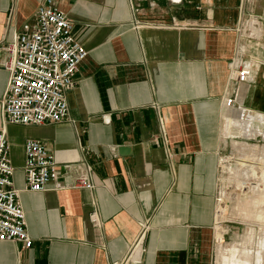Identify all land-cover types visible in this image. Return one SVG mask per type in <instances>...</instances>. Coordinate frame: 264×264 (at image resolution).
<instances>
[{
  "label": "crops",
  "instance_id": "1",
  "mask_svg": "<svg viewBox=\"0 0 264 264\" xmlns=\"http://www.w3.org/2000/svg\"><path fill=\"white\" fill-rule=\"evenodd\" d=\"M40 1L0 0V130L33 239L30 248L0 241V264H113L142 231L140 264H211L224 103L264 113V0H54L88 51L67 93L69 118L5 124L1 48L35 23ZM236 56L256 66L245 85L229 81ZM27 139L46 146L61 174L88 161L94 188L24 191Z\"/></svg>",
  "mask_w": 264,
  "mask_h": 264
},
{
  "label": "built area",
  "instance_id": "2",
  "mask_svg": "<svg viewBox=\"0 0 264 264\" xmlns=\"http://www.w3.org/2000/svg\"><path fill=\"white\" fill-rule=\"evenodd\" d=\"M35 15L34 24H23L15 38L1 48L5 55L2 65L9 73L3 98L5 124L40 125L67 120V93L76 86L79 65L88 55L73 36V22L54 0H41ZM236 58L229 63V81L245 85L250 82L256 66H250L246 60L238 62ZM24 147V191L46 190L50 182L56 190L94 188L92 165L88 161L64 165L61 174L53 154L41 141L27 139ZM70 170L75 175L64 176ZM14 171L3 128L0 130V241L11 240L20 243L22 248H30L33 239L27 230L20 191L14 187ZM91 220L98 223L96 212L91 214ZM145 238L146 232L142 231L125 258L113 264H140Z\"/></svg>",
  "mask_w": 264,
  "mask_h": 264
},
{
  "label": "rangeland",
  "instance_id": "3",
  "mask_svg": "<svg viewBox=\"0 0 264 264\" xmlns=\"http://www.w3.org/2000/svg\"><path fill=\"white\" fill-rule=\"evenodd\" d=\"M234 100L236 101V99ZM234 100L227 99L224 103V108H226L227 111L224 113L223 137L228 145L222 152L221 162H223L224 165L221 163L218 181L216 198L218 215L214 224L213 255L211 264H223L222 257L230 256L236 249L239 248L240 251L236 250L235 252H237L236 254L238 257L240 255L241 259L243 257L241 255H244L241 248H248L251 245L248 239L250 232L252 231V226L249 224L250 222L243 220L240 215V205L242 204L243 196L248 197L256 195L257 189L253 186L245 190L237 184L240 183V181L243 182L245 180L244 178L243 180L237 173H243L249 169L248 163L240 164L237 160L247 158L246 160L250 162H253L254 159V161H257L261 157V153L263 152L262 150H264V139L258 136L248 139L241 136L237 137L235 134H233V137L228 136L229 130L232 126H235L237 121L240 120V113L244 108L238 101H236L238 102V105H234ZM256 122H258L257 119ZM254 129L256 130V126ZM261 129L264 130V127H261ZM228 159H230V161L226 164L225 161H228ZM233 169H236L237 172L234 173L235 170ZM236 174L238 176H236ZM218 226L222 227L226 232L224 234L221 248L215 236Z\"/></svg>",
  "mask_w": 264,
  "mask_h": 264
},
{
  "label": "bare ground",
  "instance_id": "4",
  "mask_svg": "<svg viewBox=\"0 0 264 264\" xmlns=\"http://www.w3.org/2000/svg\"><path fill=\"white\" fill-rule=\"evenodd\" d=\"M248 64L251 65L250 63ZM235 73L236 71H234V74ZM237 92L244 93L242 89ZM235 104L238 105L237 102H235ZM256 119L258 122H256ZM255 126L256 130L254 129ZM261 127H264V113L252 112L251 110L244 107L240 113V120L236 122L235 126H232V128L229 130L228 136L233 137V134H235L237 137L241 136L248 139L254 136L264 139V130H262ZM262 151L261 157L257 161H254V159L253 162H250L246 160L247 158L237 160L240 164H249V169L247 171H244L243 173H237L242 179H245H243V182L240 181V183L237 184H239L240 187H243L245 190L253 186H255L257 189L256 195H251L248 197L243 196V201L240 205V215L242 216L243 220L250 222L249 224L252 226V231L250 232L248 239L251 245L248 248H241L242 253H244V255H241L243 256L241 259L240 255L238 257L236 254L237 252H235L236 250L240 251V248L236 250L234 249L235 251L232 250L234 252L230 256H223V264H264V150ZM229 161L230 159L225 162L229 163ZM233 170H235V172L233 171L234 173L237 172L236 169ZM237 174L236 176H238ZM225 233L226 232L222 227H217V241L220 245V248Z\"/></svg>",
  "mask_w": 264,
  "mask_h": 264
},
{
  "label": "water",
  "instance_id": "5",
  "mask_svg": "<svg viewBox=\"0 0 264 264\" xmlns=\"http://www.w3.org/2000/svg\"><path fill=\"white\" fill-rule=\"evenodd\" d=\"M126 151H127V152L129 151L128 148H126V147H120V148H119V152H120V153H122V152H126Z\"/></svg>",
  "mask_w": 264,
  "mask_h": 264
}]
</instances>
